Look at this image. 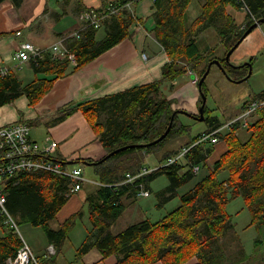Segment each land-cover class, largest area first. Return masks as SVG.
Here are the masks:
<instances>
[{
	"label": "trees",
	"instance_id": "16d2710c",
	"mask_svg": "<svg viewBox=\"0 0 264 264\" xmlns=\"http://www.w3.org/2000/svg\"><path fill=\"white\" fill-rule=\"evenodd\" d=\"M5 1L0 0V4ZM11 1L15 7L22 4V0ZM71 1L64 0V3ZM77 1L82 3V0ZM102 1L103 8L100 11L109 4ZM130 1L116 2L124 5ZM193 1L154 0L156 12L153 15V33L169 58L163 70V81L91 100L74 109L82 111L96 133L106 153L102 159L118 149L137 146L103 162H100L102 159L72 161L82 166L83 170L91 167L93 177L100 183L86 197L92 230L79 248V256L95 248L103 258L115 256L116 264H186L195 258L199 264H244L251 257L242 246L233 217L227 211L228 204L239 197L244 199L252 215L249 227H255L259 234L264 233V109L251 115L250 118L254 115L260 117L248 120L245 127L243 122H237L218 134L224 143L225 152L214 163L209 164L208 161L216 145L200 143L190 149L184 161L140 176L149 155L161 153L160 165H164L182 149L191 147L202 133H211L229 122L222 123L218 117L211 115V110L206 106L204 122L208 125L207 130L189 138L192 127L184 124L180 119L181 114H177L167 137L153 146H145L166 132L176 111L173 101L162 93L165 83H170L169 89L174 91L173 82L191 70L199 85L209 63L216 59L226 71H222L223 74L234 82L238 80H234L231 73L239 69L249 70L248 66L232 67L226 61V56L250 27L264 19V0H244L249 9L244 23L237 22L229 12L230 7L240 10L241 4L237 0H204L199 15L189 23L188 11ZM56 17L61 18V15ZM137 22L125 11L123 15L104 22L108 31L102 40L97 39L98 30L94 28L82 32L80 40L69 39L67 46L78 60V66L72 72L85 67L124 40L131 39L133 34L130 29ZM205 32L207 38H201ZM219 50L222 55H218ZM250 62L253 64L254 59ZM32 68L36 74L53 76V79H35L24 84L11 73L0 79V107L12 104L22 96L28 99L31 107L36 106L52 90L54 82L68 74L70 63L54 61L47 55L45 59L33 63ZM206 81L201 87V94L209 97L210 89ZM255 100L264 102V92L247 101L243 105V112ZM201 104L202 97L199 107ZM63 111L65 118L73 110L66 107ZM183 137L187 142L181 149L165 151L169 142ZM61 161L65 165L69 163ZM195 166L207 167L209 173L181 196L178 208L157 222L146 219L128 226L118 234L113 233L114 225L128 207L125 200L135 201L142 186L148 188L151 181L167 176L170 185L157 194L160 200L158 206L161 207L178 197V190L195 179ZM223 172H227L228 177L220 179ZM129 176L137 178L129 182ZM2 186L7 196V211L20 225L30 224L42 228L48 244L56 249L54 257L49 260L41 258L39 264L56 262L77 220L84 215L81 210L57 229L51 225L70 200L73 183L68 178L52 173L32 172L6 178ZM3 221L4 217L0 216V227L4 231L0 237V264H9L10 259L17 257L23 242ZM259 244L262 241L256 239L255 245ZM229 248L236 251L228 254Z\"/></svg>",
	"mask_w": 264,
	"mask_h": 264
},
{
	"label": "crops",
	"instance_id": "0c3cea01",
	"mask_svg": "<svg viewBox=\"0 0 264 264\" xmlns=\"http://www.w3.org/2000/svg\"><path fill=\"white\" fill-rule=\"evenodd\" d=\"M105 1L110 3L118 0ZM102 8V0H82V3L72 0L68 4H65L64 0H22L19 7H15L11 0H6L0 4V69L8 68L24 84L35 79H53V76L36 74L31 63H16L13 60L21 43L27 41L39 48L49 50L59 40L82 28L81 16L85 11ZM126 11L138 21L130 29L133 34L131 39L119 43L78 71L72 72L75 67L70 66L68 74L56 80L52 90L36 106L31 107L28 99L22 96L12 104L0 107V128L24 122L30 126L33 140L45 143L46 139L51 138L58 143L55 157L59 160L68 162L78 159L101 160L106 154L102 144L82 111L74 109L91 100L112 96L142 85L161 82L164 79V67L169 63L165 49L153 33L155 28L153 15L156 12L154 0L130 1ZM56 15H61V18H57ZM107 27V24H103L98 30V33L100 30L103 32V36L97 38L98 40L106 37ZM263 28L259 26L256 30L254 29L233 52L230 58L233 65L240 66L241 61L250 59L258 51L259 45L264 44ZM18 32H21V35H18ZM207 43L210 44L208 41ZM143 54L147 55L146 60ZM218 55H222V51L219 50ZM192 75H194L193 72L189 70L186 75L173 82L175 90L171 91L172 94L167 98L173 101L175 110H185L196 115L199 111L201 94ZM165 84L170 87V83ZM66 107L73 111L63 118V109ZM220 143L216 145L214 161L225 152L224 145ZM150 166L145 165V168L153 169L160 164ZM98 183L92 174L83 190L72 194L68 203L58 213L56 221L51 224L54 229H57L72 215L81 210L84 211L85 206L88 210L87 194L92 192ZM141 190L145 188L142 186ZM141 190L138 197H142ZM146 190L149 191L150 196L144 198H150L152 192L149 187ZM85 216L84 211L80 219ZM88 217L90 220L89 211ZM146 219L150 218L143 220ZM73 230L71 233L74 232ZM91 230L81 231L77 240L78 244L75 246L70 245L69 236L61 254L52 264H116L115 256L103 258L95 248L81 256L78 255L79 248ZM24 240L39 259L49 260L56 255V249L48 244V240L40 243L39 247L32 241L29 243L28 239ZM187 264H199V262L195 258Z\"/></svg>",
	"mask_w": 264,
	"mask_h": 264
},
{
	"label": "rangeland",
	"instance_id": "374dc122",
	"mask_svg": "<svg viewBox=\"0 0 264 264\" xmlns=\"http://www.w3.org/2000/svg\"><path fill=\"white\" fill-rule=\"evenodd\" d=\"M203 3L204 0L193 1V4H191L192 6H190L188 11L189 23H191L199 15L196 14L201 11V6ZM229 12L236 18L237 22L239 23L245 22L247 16L245 11L230 7ZM102 34L103 32L100 30L97 35V38L103 36ZM204 37L207 38V32L201 35V38ZM210 42H212V39H210ZM252 59H254L252 65V75L247 80H244L242 82H237V81L234 82L230 80V78L226 77L223 74L222 70L216 66L213 68L211 75L206 81L208 87L210 88L209 97L207 98V106L211 110V115L218 117L222 123H226L232 120L233 118H236L237 116L241 115L244 111L243 105L247 101L256 98L262 92H264V44L259 45L258 51L250 59L241 61L240 66L248 64ZM248 72L249 70L247 69H239L236 70V72L231 73V76L234 80L239 81L242 78L245 79L248 75ZM162 93L167 97L172 94L171 90L169 89V85L167 84L163 85ZM198 112L199 111H197V113ZM258 117L260 116L254 115L248 120H254ZM180 119L184 124L190 125L192 127V131H191L192 135L189 136V138H193L198 133L207 130L208 128V125L205 122L196 121L184 114L180 115ZM185 142H187L185 137L173 140L166 145L165 151L181 149V147L184 146ZM220 144L224 145L223 142ZM214 155H216V150L213 153V155L209 158L210 159L208 161L209 164L214 163V159H215L213 158ZM161 157H162L161 153L157 155L154 154L149 155L147 157L148 161L146 158L145 165L147 167L150 165H151L150 167H153V165H155L156 163L160 164L159 162ZM200 168L201 169L196 174L197 176L195 177V179L188 185L178 190V194H179L178 197L174 198L169 202L166 203L163 202L164 204L161 207L158 206L160 200L157 194L158 192L166 189L170 185V181L167 178V176H160L149 183V188L152 192L150 198L138 197L135 201L134 199H130V200L124 199L128 207L124 212V214L121 216V218L118 220V222L114 225L112 229L113 233L118 234L119 232H122L124 229H126L128 226L132 224H136L141 220H143L144 218H150L151 221L157 222L161 218L166 216L168 213L178 208L181 205V196L187 193L189 190H191L194 184L199 179H201L202 177L206 176L209 173V169L207 167L200 166ZM92 174L93 172L90 168L85 169L84 175L87 177V179H90V177H92ZM227 177H228L227 172H223L219 176L220 179H225ZM144 188L145 190L147 189L146 187ZM68 210L69 208L67 209V211ZM84 211L86 213V216L83 219L77 220L75 225L76 227L73 230L74 232L71 233L70 235L69 239L71 246H75L78 244L77 240L79 238V234L81 231L83 230L88 231L91 230L92 228L86 206L84 207ZM227 211L233 217V223L235 224L236 227L235 230L239 234L243 242L242 246H244L248 255H250L251 257V259L244 264H264V233L259 234L255 229V227H249L252 220V215L245 206L244 199L242 197H239L232 200L228 204ZM58 219L60 220L59 217ZM17 226H18V230H17L18 235H20V237L26 240L28 239L27 241H29V243H31L32 241L34 245H36L37 247H39L40 243H43L44 241L47 240L46 238L47 236L42 228L34 227L30 224L20 225L18 222H17ZM3 235H4V231L0 227V237ZM256 239H260L262 241V244L256 246L255 245ZM235 251L236 250H234L233 248H229L228 254H231Z\"/></svg>",
	"mask_w": 264,
	"mask_h": 264
},
{
	"label": "built area",
	"instance_id": "2783aa9c",
	"mask_svg": "<svg viewBox=\"0 0 264 264\" xmlns=\"http://www.w3.org/2000/svg\"><path fill=\"white\" fill-rule=\"evenodd\" d=\"M237 1V3L241 4L240 9L248 13L249 9L244 0ZM128 4L123 5L114 1L110 2L108 7L103 11H100V9L87 10L81 16L83 26L80 30L59 40L49 50L39 48L31 42L25 41L21 43L19 50L14 54L13 60L16 63L33 64L45 59L49 55L54 61H68L70 66L77 67V56L68 48L67 41L71 38L80 40L82 32L88 29L94 28L99 30L106 20L123 15ZM17 34L21 35V32ZM143 58L146 60L147 55L143 54ZM9 75H11V71L8 68L0 69V79ZM194 82L197 83L198 80H194ZM263 108L264 102L252 101L248 110L241 115L211 133H202L191 147H185L177 156L171 158L164 165L153 169L144 168L140 176L147 175L162 167L184 161L190 149L200 143L210 142L213 145H217L220 142V138L218 137L220 132L225 129H230L237 122H243L245 127L250 116ZM57 149L58 143L51 138L46 139L45 143L33 140L31 137V128L27 123L18 122L0 128V216L4 217L3 223L10 229H13L17 234V222L6 209L7 196L2 186L4 179L17 177L23 173H52L68 178L73 183L72 194L82 191L83 185L88 182L82 166L65 165L55 157ZM199 171L200 167L195 166L193 172L197 174ZM136 178L129 176L128 181L131 182ZM140 195L142 197H149L150 193L147 190H141ZM21 239L23 246L18 251L17 257L9 260V264H39V258L36 257L31 246L24 238L21 237Z\"/></svg>",
	"mask_w": 264,
	"mask_h": 264
},
{
	"label": "water",
	"instance_id": "95a60500",
	"mask_svg": "<svg viewBox=\"0 0 264 264\" xmlns=\"http://www.w3.org/2000/svg\"><path fill=\"white\" fill-rule=\"evenodd\" d=\"M259 26H264V19L261 20V21L256 22L252 27H250V28L248 29V31L245 33L243 39H245L247 36H249V35L252 33V31H253L254 29L258 28ZM243 39H242L237 45H235V47H233V48L228 52V54H227V56H226V61L228 62V64H230V65H231L232 67H234V68H239V67H244V66H248V67H249V73H248L247 77H246L245 79L240 80V81H237V82H242V81H244V80H247V79H249V78L251 77V75H252V65H253V64H252L251 62H249L248 64H245V65H242V66H235V65H232V63L230 62V58H231L233 52L239 47V45H240V43L243 41ZM214 65L217 66V67H219L223 72L226 73V71H225L224 68L222 67V63H221L219 60L216 59V60L210 62V63H209V66H208V69H207V71H206V73H205L204 76L200 79V81H199V83H198V84H199L198 86H199L200 94H201V87H202L203 83L207 80V78H208V76H209V74H210V72H211V70H212V67H213ZM192 79H193V80H198L197 77H196L195 75H192ZM201 97H202V104H201V106L199 107V116H197V115H192L191 113H189L188 111H185V110H176V111L174 112V114L172 115V118H171L170 124H169L168 129L166 130V132H165V133H164V134H163L158 140H156V141H154V142H152V143H149V144H147V145H145V146H147V147H149V146H153V145H155V144L161 142L162 140H164V139L167 137V135L170 133V131L172 130V127H173V124H174V119H175V116H176L177 114H184V115H186V116H189V117L193 118V119L196 120V121L204 122V120L206 119V117H205V108H206V106H207V98H208V97L205 96L204 94H201ZM135 147H137V146H128V147H125V148L118 149V150H116V151L110 153L107 157H105V159H102L100 162H103V161L106 160L107 158H110V157H112V156H114V155H116V154H118V153H120V152L126 151V150H128V149H132V148H135ZM139 147H141V146H139ZM68 164H69V165H73V164H75V163H73V162H69Z\"/></svg>",
	"mask_w": 264,
	"mask_h": 264
},
{
	"label": "flooded vegetation",
	"instance_id": "af4514ba",
	"mask_svg": "<svg viewBox=\"0 0 264 264\" xmlns=\"http://www.w3.org/2000/svg\"><path fill=\"white\" fill-rule=\"evenodd\" d=\"M197 114H199V112H198ZM197 114H196V115H197Z\"/></svg>",
	"mask_w": 264,
	"mask_h": 264
},
{
	"label": "bare ground",
	"instance_id": "6f19581e",
	"mask_svg": "<svg viewBox=\"0 0 264 264\" xmlns=\"http://www.w3.org/2000/svg\"><path fill=\"white\" fill-rule=\"evenodd\" d=\"M132 91V90H131ZM136 92H137V90H136Z\"/></svg>",
	"mask_w": 264,
	"mask_h": 264
}]
</instances>
